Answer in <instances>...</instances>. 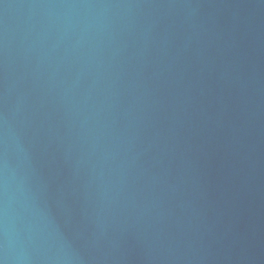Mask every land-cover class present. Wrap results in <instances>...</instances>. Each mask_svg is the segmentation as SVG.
Listing matches in <instances>:
<instances>
[{"label": "water", "instance_id": "1", "mask_svg": "<svg viewBox=\"0 0 264 264\" xmlns=\"http://www.w3.org/2000/svg\"><path fill=\"white\" fill-rule=\"evenodd\" d=\"M0 264H264V0H0Z\"/></svg>", "mask_w": 264, "mask_h": 264}]
</instances>
